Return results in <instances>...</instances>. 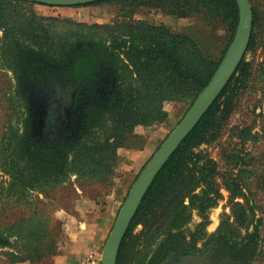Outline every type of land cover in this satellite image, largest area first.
Instances as JSON below:
<instances>
[{"label": "rangeland", "instance_id": "obj_1", "mask_svg": "<svg viewBox=\"0 0 264 264\" xmlns=\"http://www.w3.org/2000/svg\"><path fill=\"white\" fill-rule=\"evenodd\" d=\"M249 2L253 16L252 38L230 78L234 77L232 85L239 82L231 96L228 119L209 127L204 123V128L198 129L190 138L194 157L191 162L187 161L183 172L191 179L184 184L163 182L155 187L148 205L132 227L130 223L116 264H264V0ZM236 6L237 10L232 0H98L68 6L33 4L32 10L37 15L116 25V32L120 29L141 33L147 27L150 30L164 24L171 32L182 36L186 51L180 54L188 60L185 62L187 68L205 84L191 80L183 82L181 97L164 102L167 116L161 122L142 124L137 113L125 144L112 143L115 156L108 157L109 160L104 156L113 169L104 181L77 180L72 175L68 181L51 189H21L8 196L9 175L6 171L11 156H8L10 150L4 152L0 148V264L19 262L27 256L28 249L37 252L45 248L48 252L50 242L49 247L54 245L56 249L65 242L63 211L72 207L80 192L97 200L99 208L114 195L113 212L101 248L88 252L100 264L107 236L136 176L206 85L231 42L239 17L237 2ZM138 21L144 25L139 27ZM2 34L0 28V46ZM186 53L190 54L189 58ZM93 65V77L88 80L52 83L42 89L44 98L41 99H44L46 110L43 118L41 108L38 110V104L31 97L28 113L9 121L8 101L15 79L0 59V128H3L0 134L6 132L9 137L11 128L18 129L23 135L21 147L30 157L45 160L50 147L59 149L63 146L61 152L68 154L87 133H95L97 138L104 139L97 130L102 129V135L110 133L108 117L117 110L115 107L124 104L127 83L121 82V68L104 65L100 60ZM50 71H57L58 75L64 73L61 67ZM234 125H249L251 136L238 134V130L232 129ZM233 148L240 150L235 167L230 156ZM139 151L145 153L140 160L141 168L119 194L122 171L131 166L129 160L135 159L133 153ZM211 160L218 163V172L212 170ZM212 195L217 197L213 204H204L203 199Z\"/></svg>", "mask_w": 264, "mask_h": 264}, {"label": "trees", "instance_id": "obj_2", "mask_svg": "<svg viewBox=\"0 0 264 264\" xmlns=\"http://www.w3.org/2000/svg\"><path fill=\"white\" fill-rule=\"evenodd\" d=\"M232 2L237 10L235 0ZM34 3L30 0H0V28L3 31L0 59L4 67L12 71L15 79L8 101V110L11 111L9 121L20 119L24 113H28L31 97L36 102L44 98L42 89L47 88V84L80 83L92 78L93 64L98 60L104 65L121 68V82L127 83L128 87L126 85L124 89V104L115 107L117 110L108 117L110 133L102 135L104 131L99 128L97 131L104 139L97 138L95 133H87L85 138L72 146L68 154L61 152L63 146L59 149L50 147L47 149L49 156L45 157L47 160L43 157L32 158L21 147L24 144L23 135L18 133V129L11 128L9 137L5 135L6 132L1 133L0 148L4 152L10 150L8 156H11L6 171L9 175L8 196L21 189H51L68 181L72 175L77 180L104 181L113 172L104 156L106 160L115 156L112 143L125 144V138L132 132L131 125H134L132 119L137 113L142 124L161 122L167 116L164 102L181 97L183 82L191 80L205 84L187 68L185 62L188 60H184L180 54L186 51L182 36L171 32L164 24L150 30L147 27L141 33L120 29L116 32V25L88 24L67 17L37 15L32 10ZM136 24L139 27L144 25L139 21ZM189 55L186 53L188 58ZM54 67L63 68L64 73L58 75L57 71H50ZM233 79L157 174L130 227L150 202L156 186L163 182L184 184L191 179L190 176L186 178L183 172L187 168V161L191 162L194 157L189 140L198 129L204 128V123L209 127L212 123H225L228 119L232 108L231 96L239 82L232 85ZM74 93L77 95V92ZM248 126L234 125L232 129L238 130L240 135L248 133L251 136ZM239 154L240 150L235 148L230 151L234 159L233 167L238 164ZM209 163L213 166L212 170L217 171L218 163L213 160ZM223 182L228 185L227 181ZM216 198L214 195L205 197L203 202L211 205ZM49 246L51 242L47 245V248H51L48 252L45 248L37 252L28 249L27 256L18 261H39L56 252L54 245Z\"/></svg>", "mask_w": 264, "mask_h": 264}, {"label": "water", "instance_id": "obj_3", "mask_svg": "<svg viewBox=\"0 0 264 264\" xmlns=\"http://www.w3.org/2000/svg\"><path fill=\"white\" fill-rule=\"evenodd\" d=\"M31 1L49 5L68 6L86 4L98 0ZM236 2L239 17L231 42L206 85L136 176L107 236L102 249L100 264H116L123 237L155 177L190 131L197 125L239 66L251 37L253 16L249 0H236Z\"/></svg>", "mask_w": 264, "mask_h": 264}, {"label": "crops", "instance_id": "obj_4", "mask_svg": "<svg viewBox=\"0 0 264 264\" xmlns=\"http://www.w3.org/2000/svg\"><path fill=\"white\" fill-rule=\"evenodd\" d=\"M139 152L133 153L135 159L129 160V163H132L131 166L122 171L117 190L119 194L124 191L129 180L141 168L140 160L145 153L144 151ZM136 165L139 167L134 169ZM113 206L114 195L109 196L107 203L99 208L97 200L80 192L74 198L72 207L63 211L66 241L59 244L56 252L44 256L39 261L23 260L15 264H82L83 259L89 254L88 252L101 248L109 219L112 216Z\"/></svg>", "mask_w": 264, "mask_h": 264}, {"label": "built area", "instance_id": "obj_5", "mask_svg": "<svg viewBox=\"0 0 264 264\" xmlns=\"http://www.w3.org/2000/svg\"><path fill=\"white\" fill-rule=\"evenodd\" d=\"M82 264H98V263L96 258H94L93 255L90 254L83 259Z\"/></svg>", "mask_w": 264, "mask_h": 264}, {"label": "flooded vegetation", "instance_id": "obj_6", "mask_svg": "<svg viewBox=\"0 0 264 264\" xmlns=\"http://www.w3.org/2000/svg\"><path fill=\"white\" fill-rule=\"evenodd\" d=\"M43 103H44V99H41V100L36 102V104H38V106H37L38 110H40V108H41V113H42V117L41 118H43V116L45 115V112H46V110L44 109Z\"/></svg>", "mask_w": 264, "mask_h": 264}]
</instances>
